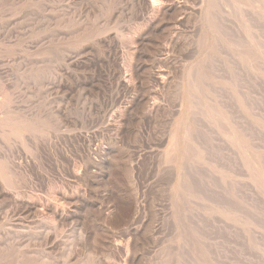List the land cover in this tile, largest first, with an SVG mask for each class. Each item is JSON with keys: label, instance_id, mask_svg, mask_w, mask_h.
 Masks as SVG:
<instances>
[{"label": "rangeland", "instance_id": "1", "mask_svg": "<svg viewBox=\"0 0 264 264\" xmlns=\"http://www.w3.org/2000/svg\"><path fill=\"white\" fill-rule=\"evenodd\" d=\"M256 2L0 0V264H264Z\"/></svg>", "mask_w": 264, "mask_h": 264}, {"label": "bare ground", "instance_id": "2", "mask_svg": "<svg viewBox=\"0 0 264 264\" xmlns=\"http://www.w3.org/2000/svg\"><path fill=\"white\" fill-rule=\"evenodd\" d=\"M140 1H141V0H140ZM209 1H210V0H209ZM259 1H260V0H259ZM255 2H256V0H255ZM257 2H258V0H257ZM257 2H256V3H257ZM262 2H263V1H262ZM154 3H155V2H154ZM235 3H236V2H235ZM148 4H149V3H148ZM150 4H151V3H150ZM152 4H153V3H152ZM211 4H212V3H210V5H211ZM261 4H262V3H261ZM153 6H154V5H153ZM208 6H209V5H208ZM249 6H250V5H249ZM255 6H256V5H255ZM150 7H151V6H150ZM150 7H149V8H150ZM250 7H251V6H250ZM240 8H241V7H240ZM154 9H155V8H154ZM154 9H153V14H155L156 12H157V13L159 12L158 10L155 11ZM246 10H247V9H246ZM263 10H264V9H263ZM151 11H152V10H151ZM154 11H155V13H154ZM250 11H251V10H250ZM259 11H260V10H259ZM149 12H150V11H149ZM260 12H261V11H260ZM157 13H156V14H157ZM256 14H257V12H256ZM260 14H261V13H260ZM158 15H159V14H158ZM258 15H259V14H258ZM261 15H262V14H261ZM209 16H210V14H209ZM257 19H258V18H257ZM263 21H264V20H263ZM213 28H214V27H213ZM103 43H104V42H103ZM114 52H115V51H114ZM247 53H249V51H247ZM243 57H244V56H243ZM248 57H249V56H248ZM119 69H120V68H119ZM116 73H117V72H116ZM112 76H113V75H112ZM114 76H115V73H114ZM124 78H125V77H124ZM118 79H119V78H118ZM120 79H121V78H120ZM122 79H123V78H122ZM123 80L125 81V79H123ZM118 82H119V80H118ZM128 83H129V82H128ZM126 84H127V83H126ZM129 84H130V83H129ZM122 86H123V85H122ZM117 87H118V86H117ZM123 90H124V89H123ZM2 103H3V102H2ZM132 105H133V104H132ZM1 106H2V104H1ZM2 107H4V106H2ZM6 107H7V106H6ZM6 107H4V108H6ZM135 107H136V105H135ZM5 110H6V109H5ZM8 110L10 111V109H8ZM125 110H126V108H125ZM0 111H1V108H0ZM13 111H14V110H13ZM13 111H12V113H13ZM1 112H2V111H1ZM4 112H5V111H4ZM7 112H8V111H6V113H7ZM18 112H19V110H18ZM38 112H39L40 114L45 113L44 111H41L42 113H41L40 111H38ZM9 113H10V112H9ZM12 113H11V114H12ZM0 114H1V113H0ZM48 114H49V113H48ZM48 114H47V115H48ZM183 114H184V113H183ZM16 115H17V114H16ZM123 115H124V114H123ZM1 116H2V115H1ZM17 116H22V114H21V115L19 114V115H17ZM31 116H32V115H29L28 117H30V119H31ZM33 116L35 117V114H34ZM36 116H39V115L36 113ZM41 116L44 117V115H41ZM127 116H128V115H127ZM185 116H186V115H185ZM206 116H207V115H206ZM22 117H23V116H22ZM26 117H27V116H26ZM42 117H40L41 121H42V119L45 120V118H42ZM5 119H6V117H5ZM7 119H9V118H7ZM10 119H11V117H10ZM10 119H9V120H10ZM17 119H18V118H17ZM24 119H26V118H24ZM28 119H29V118H28ZM14 120H15V119H14ZM18 120H19V119H18ZM21 120H22V119H21ZM26 120H27V119H26ZM32 120H33V119H32ZM47 120H48V119H47ZM49 120H50V119H49ZM49 120H48V121H49ZM56 120H57V119H56ZM0 121H1V120H0ZM4 121H5V120H4ZM27 121H29V120H27ZM37 121H38V120H37ZM48 121H47V122H48ZM123 121H124V120H123ZM29 122H30V121H29ZM34 122H35V120H33V124H34ZM42 122H43V121H42ZM44 122H46V121H44ZM47 122H46V123H47ZM57 122H58V121H57ZM17 123H18V121H17ZM30 123H31V122H30ZM39 123L41 124V122H39ZM39 123H38V124H39ZM48 123H49V122H48ZM53 123H54V122H53ZM78 123H79V122H78ZM36 124H37V122H36ZM36 124H35V126H36ZM1 125H2V124H1ZM5 125H6V124H5ZM11 125H12V124H11ZM75 125H76V124H75ZM117 125H118V124H117ZM120 125H121V124H120ZM7 126H10V125H7ZM41 126H44V125H41ZM50 126H51V125H50ZM52 126H53V125H52ZM13 127H14V126H13ZM36 127H37V126H36ZM39 127H40V126H39ZM45 127L47 128V126H44V128H42L43 131H44L43 133L46 132V131L44 130ZM110 127H111V126H110ZM119 127H120V126H119ZM1 128H2V127H1ZM24 128H27V123H24V121H23V122H19V123H18V126H17L15 129H17V130H22V129H24ZM40 128H41V127H40ZM5 129H6V128H5ZM8 129H9V128H8ZM13 129H14V128H13ZM31 130H32V129H31ZM31 130H30V131H31ZM35 130H36V129H34L33 131H35ZM37 130H38V129H37ZM49 130H50V129H49ZM10 131H11V130H10ZM25 131H26V130H25ZM40 131H41V129H40ZM116 131H117V130H116ZM118 131H119V130H118ZM184 131H186V128H184ZM4 132H5V131H4ZM7 132H8V131H7ZM17 132H18V131H17ZM228 132H229V131H228ZM5 133H6V132H5ZM11 133H12V132H11ZM25 133H26V132H25ZM27 133H28V132H27ZM30 133H32V132H30ZM38 133H39V132H38ZM43 133H42V134H43ZM117 133H118V132H117ZM182 133H183V132H182ZM176 134H177V133H176ZM229 134H230V133H229ZM3 135H4V134H3ZM17 135H18V134H17ZM40 135H41V134H40ZM44 135H45V134H44ZM87 135H88V134H87ZM1 136H2V135H1ZM8 136H9V135H8ZM19 136H20V135H19ZM24 136H25V135H24ZM24 136H23V137H24ZM47 136H48V135H47ZM79 136H80V135H79ZM82 136H83V135H82ZM178 136H179V135H178ZM20 137H21V136H20ZM20 137H19V138H20ZM23 137H22L21 139L27 140V138H28V137L26 138V136H25L24 138H23ZM30 137H31V136H30ZM30 137H29V138H30ZM80 137H81V136H80ZM25 138H26V139H25ZM38 138H39V137H38ZM42 138H43V137H42ZM75 138H76V137H75ZM180 138H181V137H180ZM10 139H11V138H10ZM39 139H40V138H39ZM172 139H173V138H172ZM18 140H20V139H18ZM36 140H37V137L34 138V142H35ZM41 140H43V139H41ZM79 140H80V138H79ZM88 140H89V139H88ZM236 140H237V139H236ZM3 141H5V140L3 139ZM10 141H11V140H10ZM12 141H13V140H12ZM32 141H33V140H32ZM182 141H183V140H182ZM25 142H26V141H25ZM25 142L23 141V143H25ZM81 142H82V141H81ZM88 142H89V141H88ZM30 143H31V142H30ZM32 143H33V142H32ZM32 143H31V144H32ZM179 143H180V142H179ZM33 145H34V144H33ZM33 145H32V146H33ZM1 146H2V145H1ZM81 146H82V145H81ZM4 147H5V146H4ZM27 147H28V146H27ZM30 147H31V146H30ZM34 147H35V145H34ZM96 147H97V146H96ZM96 147H95V148H96ZM98 147H99V146H98ZM174 147H175V146H174ZM183 147H184V146H183ZM183 147H182V148H183ZM172 148H173V147H172ZM0 149H1V148H0ZM86 149H88V148H86ZM2 150H3V149H2ZM28 150H29V149H28ZM33 150H34V149H33ZM178 150H179V149H178ZM0 151H1V150H0ZM30 151H32V150H30ZM34 151H35V150H34ZM34 151H33V152H34ZM89 151H90V150H89ZM100 151H101V150H100ZM180 151H181V150H180ZM182 151H183V150H182ZM2 152H3V151H2ZM28 152H29V151H28ZM36 152H37V151H36ZM36 152H35V153H36ZM87 152H88V151H87ZM104 153H105V152H104ZM173 153H174V152H173ZM2 154H3V153H2ZM32 154H33V153H32ZM34 155H35V154H34ZM7 156H8V155H7ZM0 157H1V156H0ZM101 157H102V156H101ZM0 159H1V158H0ZM2 159H3V157H2ZM88 159H89V158H88ZM6 160H7V159H5V161H6ZM91 160H92V159H91ZM254 160H255V159H254ZM259 160H260V159H259ZM10 161H11V160H10ZM25 161H26V160H25ZM85 161H86V160H85ZM93 161H94V160H93ZM11 162H12V161H11ZM19 162H20V161H19ZM23 162H24V161H23ZM89 162H90V161H89ZM24 163H25V162H24ZM26 163H27V162H26ZM80 163H82V162H80ZM86 164H87V163H86ZM94 164H95V163H94ZM7 165H9V164H7ZM82 165H83V164H82ZM261 165H262V164H261ZM0 166H1V165H0ZM3 167H4V166H3ZM78 167H79V166H78ZM134 167H135V166H134ZM252 167H253V166H252ZM1 168H2V167H0V169H1ZM7 168H8V167H7ZM10 168H11V167H10ZM75 168H76V167H75ZM88 168H89V166H88ZM132 168H133V167H132ZM4 169H5V167H4ZM134 169H135V168H134ZM1 170L3 171V168H2ZM70 170H71V169H70ZM83 170H84V169H83ZM132 170H133V169H132ZM252 170H253V169H252ZM13 171H14V170H13ZM13 171L11 172V170H10V173H9V174L13 173ZM0 172H1V171H0ZM3 172H4V171H3ZM8 172H9V171H8ZM85 172H86V171H85ZM5 173L8 174L7 172H5ZM0 174H4V173H0ZM15 174H16V173H15ZM15 174H14V176H16ZM71 174H72V173H71ZM79 174H80V173H79ZM252 174H253V173H252ZM76 175H78V173H77ZM5 176H7V175H5ZM8 176L11 177V178H10V179H11L10 181L14 183L17 177L14 179V176H13V177H12L11 175H8ZM8 176H7V178H9ZM18 177H19V175H18ZM0 178H1V177H0ZM4 178H5V177H4ZM72 178H73V177H72ZM74 178H75V177H74ZM20 179H21V177H20ZM0 180H1V179H0ZM12 180H13V181H12ZM2 181H4V179H3ZM6 182H8V179L5 180V183H6ZM17 183H18V182H17ZM0 184H1V183H0ZM8 184L10 185L9 182H8ZM8 184H7V185H8ZM18 184H19V183H18ZM18 184H17V185H18ZM9 185H8V186H9ZM11 186H12V185H10L9 188L12 189ZM13 187H14V186H13ZM15 187H16V186H15ZM65 193H66V192H65ZM62 194H63V193H62ZM16 195H17V193H16ZM18 195H19V194H18ZM65 196H66V195H65ZM30 197H31V196H30ZM20 198H21V197H20ZM31 198H32V197H31ZM36 199H37V198H36ZM63 199H64V198H63ZM67 200H68V199H67ZM83 200H84V199H83ZM29 201H30V200H29ZM68 202H69V201H68ZM30 203H31V202H30ZM71 203H72V202H71ZM22 204H23V203H22ZM58 207H59V206H58ZM21 208H22V207H21ZM26 208H30V209H31L32 206L26 204L25 209H26ZM30 209H26V210H30ZM57 210H58V208H57ZM23 212H24V211H23ZM50 212H51V211H50ZM61 214H62V213H61ZM55 215H56V212L54 213V216H55ZM58 215H59V214H58ZM58 215H57V217H58ZM62 215H63V214H62ZM63 216H64V215H63ZM46 217H47V216H46ZM46 217H44V218H46ZM48 217H49V216H48ZM42 218H43V217H42ZM48 219H49V218H48ZM54 219H55V218H54ZM57 219H58V218H57ZM57 219H55V220H57ZM42 220H43V219H42ZM47 222H48V221H47ZM50 222H52V221H50ZM50 224H51V223H50ZM134 236H135V235H134ZM114 239H115V238H114ZM131 240H132V239H131ZM132 242H133V241H132ZM115 246H116V245H115ZM118 246H119V245H118ZM112 247H113V246H112ZM113 248H114V247H113ZM115 248H116V247H115ZM12 250H13V249H12ZM12 250H11V252H12ZM121 250H122V249H121ZM3 252H4V251H3ZM10 254H11V253H10ZM7 255H8V254H7ZM12 255H13V254H12ZM16 255H17V253H16ZM8 256H9V255H8ZM10 258H12V257H9V259H10ZM14 259H15V258H14ZM5 261H6V260H5ZM132 262H133V259H132ZM3 263H4V262H3ZM6 263H7V261H6ZM8 263H9V262H8Z\"/></svg>", "mask_w": 264, "mask_h": 264}]
</instances>
